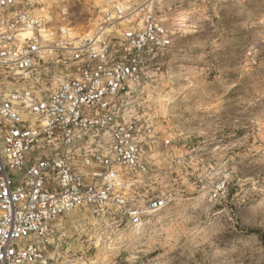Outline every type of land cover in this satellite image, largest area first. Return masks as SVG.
<instances>
[{"label":"built area","instance_id":"1","mask_svg":"<svg viewBox=\"0 0 264 264\" xmlns=\"http://www.w3.org/2000/svg\"><path fill=\"white\" fill-rule=\"evenodd\" d=\"M65 29L36 0H0V264H50L52 223L72 209L135 229L177 194L173 164L154 161L153 124L130 101L172 33L148 4L124 2L91 31ZM209 166L184 186L222 197V165Z\"/></svg>","mask_w":264,"mask_h":264},{"label":"rangeland","instance_id":"2","mask_svg":"<svg viewBox=\"0 0 264 264\" xmlns=\"http://www.w3.org/2000/svg\"><path fill=\"white\" fill-rule=\"evenodd\" d=\"M36 1L70 34L93 30L117 2L148 4L172 33L130 101L153 124L154 161L173 164L176 196L135 229L82 207L60 215L50 264H264V0ZM209 164L222 165V197L184 186L191 171L215 174Z\"/></svg>","mask_w":264,"mask_h":264},{"label":"bare ground","instance_id":"3","mask_svg":"<svg viewBox=\"0 0 264 264\" xmlns=\"http://www.w3.org/2000/svg\"><path fill=\"white\" fill-rule=\"evenodd\" d=\"M149 4H150V2H149ZM125 22H126V19L122 21V23H125Z\"/></svg>","mask_w":264,"mask_h":264},{"label":"snow or ice","instance_id":"4","mask_svg":"<svg viewBox=\"0 0 264 264\" xmlns=\"http://www.w3.org/2000/svg\"><path fill=\"white\" fill-rule=\"evenodd\" d=\"M239 198V197H238ZM189 264H190V262H189Z\"/></svg>","mask_w":264,"mask_h":264}]
</instances>
